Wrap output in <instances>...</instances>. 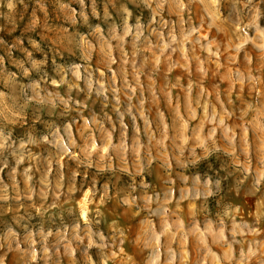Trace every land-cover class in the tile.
<instances>
[{"label":"clouds","instance_id":"1","mask_svg":"<svg viewBox=\"0 0 264 264\" xmlns=\"http://www.w3.org/2000/svg\"><path fill=\"white\" fill-rule=\"evenodd\" d=\"M36 2L44 8L45 0ZM52 3L63 13V22L49 23L45 18L42 27L55 35L54 47H43L31 34L16 43L0 38V46L15 68H6L5 56H0V264H6L8 253L15 254L17 264H63L64 257L69 264H80L77 253L83 264H95L92 249L103 262L113 259L114 250H122L127 237L114 223L108 235L101 230L105 214L100 205L109 200L147 211L146 227L139 236L148 250L145 264H186L183 242L190 237L195 238L199 251L212 264H251L253 260L264 264V239H257L261 234L259 220L264 218V91H258L255 100L240 113L243 123L239 136L227 123L236 112L225 108L223 102L214 104L208 92L200 90L199 82H190L184 89V113L173 107L171 122L160 112L151 119L145 107L157 100V53L191 55L199 49L208 53L209 59L221 54L220 46L202 37L201 27L193 25L190 16L184 19L186 8L201 5L206 13L201 25L207 24L209 30L216 28L217 32L230 30L234 36L232 48L237 53L251 44L264 54V0H104L102 13L97 9V0H91L90 11L86 0ZM129 4L139 9L135 23ZM19 5L26 6L25 0H0V32L15 28ZM144 9L150 11L147 18ZM173 14L178 17L175 21L171 19ZM25 39L41 59L26 47L22 58L14 55ZM185 45L189 47L185 49ZM96 53L103 71L93 67ZM118 61L119 67L114 70ZM199 71L206 75V68ZM141 76L148 77L146 86L139 80ZM245 82L253 89L264 84L251 71L237 70L233 83ZM162 91L167 97L171 84ZM89 101L99 102L102 114L93 111ZM109 106L115 120L104 111ZM217 107L222 110L217 111ZM85 110L88 117L84 116ZM249 113L251 118L245 119ZM198 117L200 123L191 127ZM126 119L131 124V135L127 134ZM139 120L144 121L143 128ZM205 125H210L206 133ZM249 130L260 141L255 149V166L243 135ZM76 133L82 144L77 142ZM218 140L224 145H218ZM213 156L230 159V164L226 160L223 165L227 175L199 171V165ZM65 158L75 162L74 169L65 170ZM154 163L167 173V187L162 194H149L151 185L144 179L151 174ZM208 168L212 170L211 163ZM93 169L89 180V170ZM81 175L88 181L87 186H78ZM122 175L130 177L131 182L110 196L111 180H119ZM173 175L184 185L177 204L184 200L190 204L203 202L194 210L203 214V228L193 212L185 224L169 208L175 199ZM229 176H235L237 195L242 190L250 195L260 193L261 211L255 224L243 220L238 224L239 209L223 203L222 193L230 190L224 184ZM98 177L108 181L99 197ZM77 192L82 193L80 200L76 199ZM209 197L219 198L217 203L222 206L215 221L210 218ZM9 214L11 218L4 219ZM152 217L160 219L159 230ZM213 245L223 254L215 256ZM234 245H239L238 253Z\"/></svg>","mask_w":264,"mask_h":264},{"label":"rangeland","instance_id":"2","mask_svg":"<svg viewBox=\"0 0 264 264\" xmlns=\"http://www.w3.org/2000/svg\"><path fill=\"white\" fill-rule=\"evenodd\" d=\"M25 2L26 6H18L15 15V28H8L4 32H0V38H3L9 43H16L26 34H31L43 47H54V41L56 38L55 35L50 31L46 32L43 29L42 24L45 18H47L49 23H62L63 13L57 9V7L52 3V0H45L44 8H40L36 0H25ZM86 2L89 4L90 11L91 0H86ZM72 6L79 10L78 5L73 4ZM103 7L104 0H97V9L101 11V13L103 12ZM128 7L134 13L132 23H135V16L139 12V9L133 4H129ZM109 10L113 11L111 8H109ZM144 16L146 18L150 16V11L144 9ZM189 16L191 17L193 25L201 27L202 37H206L208 40H212L220 46L221 54L218 57L209 59L208 53L202 52L199 49H195L191 55H188L187 53L181 54L180 52H175L170 54L165 53L164 56H160L159 53H157V57L160 60V64L158 66L159 72L154 79L157 100L155 103L149 101L146 103L145 107L149 109L151 119H155L156 113L160 112L163 113L168 122H171L173 107H178L181 114L184 113V105L187 99L184 89L188 87L190 82H199L200 90L207 91L209 94L208 98L211 99L214 104L218 105L220 102H223L225 108H228L229 111L236 112V116L229 118L227 123L231 127H235L237 135L239 136L241 135L240 125L243 123V121L239 119V115L242 110L247 107L248 103L255 100L258 91H264V84L259 85L257 89L250 87L247 82H245L243 85L234 84L233 80L235 79V72L237 70L241 72L251 71L253 76H259L260 79L264 81V54L259 52L251 44L244 45L243 49L238 53L234 51L232 48L234 36L230 30L217 32L216 28L209 30L207 28V24L201 25V20L206 16V13L204 12V9L201 5L193 4L190 9L186 8L184 19L187 20ZM168 18L169 17L166 13L165 19ZM171 19L175 21L178 19V17L173 14ZM261 24L264 26V21H261ZM236 42L238 43V41ZM25 47L28 48L29 51H32L33 55L37 59L42 58L41 54L35 51L26 39L24 40L21 50L14 52V55L16 57L22 58L23 48ZM188 47V45H185V49ZM145 55L151 56V53H145ZM0 56H5L6 68L15 71L13 63L8 60L5 49L2 46H0ZM196 57H199L198 61ZM185 64H187V68L185 67ZM93 67H100L103 71L99 53H96L93 56ZM118 67L119 61L117 64L113 65V69L115 70ZM200 68H206V75H201L199 71ZM129 79L131 80V77H129ZM139 80L141 81L142 85L146 86L148 83L147 76H141L139 77ZM169 84H171V91L168 93V96L165 97L162 90L165 89ZM144 95L147 97L149 96V93L145 92ZM192 95H195L194 91L192 92ZM229 100H231V104L228 103ZM133 102L135 103L136 101L133 100ZM89 104L93 111L97 112L98 114H102L101 105L99 102L92 104V102L89 101ZM216 110L221 111L222 109L217 107ZM104 111H107L108 114L112 116L113 120H115V114L112 112L111 106H109V108L105 109ZM251 115L252 114L249 113V116L245 119H250ZM84 116H89L88 110H85ZM81 123H83V121H81ZM126 123H129V131L127 134L131 135V124L127 119ZM198 123H200L199 117L192 121L191 127H196ZM138 124L141 126V128H143L144 121L139 120ZM209 127L210 125H205L203 131L206 133ZM76 135L77 142L82 144L83 141L79 139V134L76 133ZM216 135L219 137V131ZM243 135L250 145V152L252 154L251 162L255 166L257 164L255 149L259 147L260 141L257 139V135L251 130L243 133ZM224 143V141L218 140V145L223 146ZM237 151H239V149H237ZM197 152L200 153L201 150L197 149ZM226 160L229 164L231 163L230 159H227L223 156L220 158L213 156L209 161H205L199 165V171L202 174L204 172H208L210 175L219 173L220 176H225L227 175V172L225 171L223 165ZM243 161L244 156L241 155L240 162L242 163ZM63 163L66 166V171L68 168H75V162L72 160L65 158ZM209 163L212 164V170H209L208 168ZM94 171V169L89 170V180L94 175ZM5 172H7V170H5ZM239 175V173L235 174V176ZM235 176H229L228 179L224 181V184L228 185L230 190H226L225 193H222L223 203L234 205L239 209V211L236 213V221L238 224L241 222V220L247 222L249 225L255 224L257 222V214L259 211H261L260 193H257L256 195H250L246 191L242 190L240 194L237 195L235 189ZM166 177L167 173H165L160 167V164L154 163L151 169V174L146 175L144 178L145 181L151 185L149 194H152L153 191L162 194L167 187ZM97 179L99 180L97 188L101 189V191L98 192L99 197L103 194V185L108 183V181L103 177H98ZM5 180H7L6 175ZM137 180H139V177H137ZM173 180L175 181V199L171 204H169V208H171L172 211L180 217L183 223L188 224L191 219L189 213H194V210L198 209L203 202L201 200H197L194 204H190L188 200H184L177 204L176 200H178L180 197V189L183 188L184 185L176 178L175 175H173ZM77 181L78 186L81 184L85 186L88 185V181L85 180L83 175L79 176ZM130 182L131 178L126 175H122L119 180L113 178L109 184V195L114 196L116 189L126 188ZM262 191H264V189H262ZM81 198L82 193L77 192L76 199L80 200ZM218 199L219 198L217 197H209L208 201L210 218L213 221H215L217 218L222 207L221 204L217 203ZM97 202H99L98 199ZM89 207H93V205H89ZM100 207L101 211L105 214V221L101 224V230L105 232V235H108L113 231L112 225L114 223L124 231L127 239L122 245V250L115 249L114 251L116 255L113 257V259H110L106 262L100 260L96 249H92L90 254L95 264H113L114 261L115 264H145L148 258V250L142 246L139 236L146 227V220L148 218L147 211H141L135 206L129 208L127 206L118 205L114 200H109L106 203L101 204ZM194 214H196V218L201 222V228H203V214ZM65 215L67 217V214ZM10 218V214L9 216L4 217V219ZM173 219H175V217H173ZM152 221L155 225H157V229L159 230V225L161 223L160 219L158 217H152ZM66 222L70 223V221L67 219ZM169 223H171V221H169ZM259 231L261 234L259 237H257V239H264V218H260L259 220ZM237 238L239 239V237ZM173 247L176 248L178 245L173 244ZM183 248L186 264H196L198 259L201 260V264H212L207 255L199 251L198 244L194 237L186 239L183 242ZM233 248L236 253L239 252V245H234ZM211 251L217 257L223 254V251L215 245L211 247ZM76 257L80 264H83V258L80 256V253H77ZM122 257L124 259H121ZM201 257H203V259H201ZM17 260L18 258L14 253H8L6 264H17ZM63 264H69L67 257L63 258ZM224 264H226V262H224ZM251 264H257V262L253 260Z\"/></svg>","mask_w":264,"mask_h":264}]
</instances>
